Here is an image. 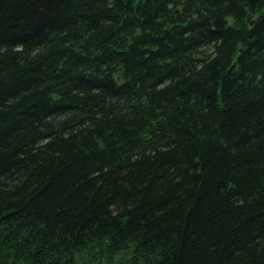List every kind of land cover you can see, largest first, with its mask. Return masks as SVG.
<instances>
[{"label": "trees", "instance_id": "trees-1", "mask_svg": "<svg viewBox=\"0 0 264 264\" xmlns=\"http://www.w3.org/2000/svg\"><path fill=\"white\" fill-rule=\"evenodd\" d=\"M0 264H264V0H0Z\"/></svg>", "mask_w": 264, "mask_h": 264}]
</instances>
